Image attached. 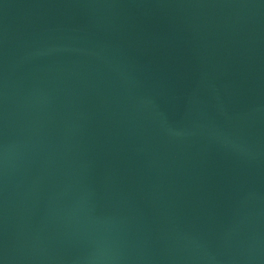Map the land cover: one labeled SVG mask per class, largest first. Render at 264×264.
<instances>
[{
    "label": "water",
    "instance_id": "95a60500",
    "mask_svg": "<svg viewBox=\"0 0 264 264\" xmlns=\"http://www.w3.org/2000/svg\"><path fill=\"white\" fill-rule=\"evenodd\" d=\"M3 264H264V0H0Z\"/></svg>",
    "mask_w": 264,
    "mask_h": 264
},
{
    "label": "snow or ice",
    "instance_id": "6c2138e0",
    "mask_svg": "<svg viewBox=\"0 0 264 264\" xmlns=\"http://www.w3.org/2000/svg\"><path fill=\"white\" fill-rule=\"evenodd\" d=\"M0 264H3V261L2 260H0Z\"/></svg>",
    "mask_w": 264,
    "mask_h": 264
}]
</instances>
